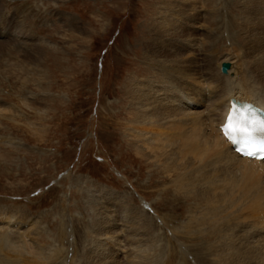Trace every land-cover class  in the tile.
<instances>
[{
	"label": "rangeland",
	"instance_id": "374dc122",
	"mask_svg": "<svg viewBox=\"0 0 264 264\" xmlns=\"http://www.w3.org/2000/svg\"><path fill=\"white\" fill-rule=\"evenodd\" d=\"M170 1L0 0V30L11 32L0 36V43L10 46L0 51V214H5L4 218L15 217L23 226L13 228V232L0 228V236L9 238L0 251L3 260L11 264L15 261V264H45L32 255L29 246L26 248L35 239L32 232L41 231L44 234L35 239L38 245L56 249L50 251L51 263L66 259L69 264L71 257V264L76 260L81 264L86 253L100 252L99 243L104 240L101 231L108 229L113 238L105 239L106 249L109 253L113 250L118 257L127 259L136 252L142 255L141 247L145 246V260L157 264L156 255L163 245L167 252L163 254H168L173 264L194 263V253L182 251L186 253L183 256L177 242L179 239L188 245V237L173 234L169 226L161 225V220L166 219L173 224L174 214L166 203L168 197L164 201L158 194L173 188L175 173L171 170L158 173L156 167L148 168V162L126 143L132 124L124 107L125 89L133 75L131 82L139 79V74H148L145 69L148 58L156 56V52L151 55L160 37H155L158 27L152 29L150 22L182 24V31L165 35L168 40L172 38L174 48L184 45L181 43L184 36L191 39V44L195 38L201 44L204 38L194 34L196 27L190 22H198L197 32L205 33L201 22H207L205 16L209 12L217 18L211 19L216 27L214 23L210 26L217 28L216 32L204 34L212 41L202 48L193 47L190 53L179 49V59L184 58L183 53L189 57L204 54L213 44L209 52H217L216 69L210 72L202 64L195 65L199 77L195 74L194 82V79L187 81L202 97L203 87L212 86V79L222 74L220 63L232 62L233 72H240L236 67L240 52L227 55L231 45L224 40L215 41L217 32L224 30L222 22H235L237 36L241 37L239 3L186 0L181 6L178 0ZM201 6L202 14L208 9L203 18L198 15ZM233 72L230 71L229 77H238ZM140 195L147 197L148 203L158 201L157 212L148 208V218L130 217L125 210L128 205L140 206ZM263 205L264 200L253 211L255 218L264 214ZM183 214L184 211L179 221ZM246 214L248 211L243 213ZM64 215L69 223L62 229L59 222L64 221ZM89 229L100 234L91 238ZM129 232L136 235L129 237ZM262 236L264 231L253 233L254 239ZM113 239H120V245ZM90 240L95 246L88 245ZM59 250L62 253L58 254ZM116 254L115 258L112 255L115 260Z\"/></svg>",
	"mask_w": 264,
	"mask_h": 264
},
{
	"label": "bare ground",
	"instance_id": "6f19581e",
	"mask_svg": "<svg viewBox=\"0 0 264 264\" xmlns=\"http://www.w3.org/2000/svg\"><path fill=\"white\" fill-rule=\"evenodd\" d=\"M178 1L176 2L181 5L185 4L183 1L186 0ZM238 3L240 39L234 28L235 22H222L224 30L221 28L223 32L219 33V30L215 37V41L224 40V43H228V46L231 45L230 50L226 52L227 55H231V53L236 55L238 51L240 52V55L237 54L239 62L236 67H239L241 71H234L238 73V77H229L230 71L233 72V69H235H231L232 67L225 74L219 71V74L220 72L222 74L212 79V86L205 85L203 87L202 97L197 95L198 93L191 88L189 81H187L194 79L193 76L197 71L195 67L199 64L204 65L206 70L210 72H213V69H216L215 65H217L214 61L217 52L214 50L209 52L213 44L204 54H195L194 56L191 53L193 55L189 57L188 54L183 53L184 58L179 59V49L190 53L191 49L193 51V47L196 48V46L201 45L202 48L204 43L212 41L211 37L205 38L206 31H209V34L216 32L217 28L214 30L210 26H213L214 23L211 19L214 21L217 18H214L211 12L207 14L208 9L205 8L206 6L204 7V14L200 13L201 6L199 17L203 18L207 14L205 16L207 22H201V26L205 28V33L197 32L200 27L198 22H190L197 29H195L194 34H199L204 38L201 44L196 38L191 44V39L187 40L184 36L181 39V43L184 45H178L177 48H174L172 38L168 40L165 35L182 31V24H178V27L176 22H174L175 24L173 22H150L152 29L155 25L158 27V34L155 37H160V41L157 42L151 55L156 56L153 59L148 58L145 65L148 74H139L137 76L139 79L131 82V79L135 77L133 75L125 89L124 107L126 116L132 124L126 143L140 159H143L146 163L148 162V168L154 166L158 169V173L161 172L159 170H171L175 173L176 178L173 182V188L158 194L159 198L164 201L168 197L166 203L169 204L170 210L174 214L171 220L173 224H168V219H166L161 220V225L169 226L173 234L178 232L188 237L190 241L188 245L179 239L176 241L183 256L186 253L184 254L182 251L188 252L189 250V254L194 253L193 264H264V236L260 237L259 240L253 237L255 231H264V214L256 218L253 216V211L261 206V201L264 200V161L244 158L235 153L220 130L231 107L232 100L251 101L264 109V8H261L264 6V0H238ZM204 4L206 3L204 2ZM225 6L228 8L226 4ZM170 8L172 7L170 6ZM218 8L221 11V6H218ZM192 10H195L194 5H192ZM23 22L25 21L23 20ZM3 34L9 35L11 32L0 30V36ZM234 39L239 40L234 43ZM9 47L8 43H0V51ZM202 51L204 52L203 49ZM197 55H202L201 60L198 59ZM191 66L192 68H189ZM212 75L211 73V78ZM195 84L198 85L199 83ZM140 198L142 199L140 206L127 204L125 210L130 217L137 215L141 218H148V208H154V211L157 212L159 206L158 201L155 200L158 199H155L154 204H152L151 201L148 203L147 197L140 195ZM128 200L134 201L132 197ZM2 210L9 213L4 209ZM182 211H184V214L179 221ZM245 211H248L249 214L244 216ZM153 213L155 214V212ZM4 216L5 214L1 212L0 228H6L13 232V228L17 229L22 226V223L17 221L15 217L8 216V218H4ZM65 217L67 216L64 215L63 218L61 216L64 221L61 219L62 221L59 222V227L62 229L69 223V218ZM31 226L34 227L33 221ZM93 229L88 230L92 233L91 238L93 234L94 236L100 234L97 231L96 234L93 233ZM95 230H97V227ZM114 230L117 231L116 234L119 233L117 225ZM108 232V229L101 231V237L104 240L99 243V245L102 244L101 247L99 246L101 249L97 250L101 254H99L100 252L91 255L90 252L89 254L86 253L85 256H90L91 260L86 256V258H82L85 263L81 261V264H140L141 262H143L142 264H152L145 260L143 256L145 246H142V248L141 244L139 246L142 249V255L136 252L131 257L124 259L118 257L119 255L113 250L109 253L106 249V246H108L106 242L108 241L105 239H112L113 237L109 235L111 232ZM32 234L38 240L44 233L36 231ZM135 235H131L130 232L128 234L132 238ZM114 237H117V235H114ZM8 239L0 236V251H2V246L5 247ZM35 239L33 242L31 241L30 245L26 244V248L29 246L32 255L39 259L41 263L67 264L66 259H60L59 263L57 261L51 263L50 251L56 249L44 245L39 246ZM117 240L120 239H113L119 246L121 240ZM165 244L169 245L168 241ZM88 245H94L93 240H90ZM162 246L156 255L159 260L157 264H173L168 254H165L166 256L163 254L166 252V247ZM46 249H50L49 252H46ZM62 250L57 251V253H62ZM15 252L18 251L15 250ZM115 254L117 255L116 260L114 259ZM1 257L3 258L2 252L0 254V264L9 262ZM164 257L165 260L167 259L166 262ZM72 259L70 257L71 262ZM254 260L256 263H254ZM78 263H80L78 260H76V263L74 262V264Z\"/></svg>",
	"mask_w": 264,
	"mask_h": 264
},
{
	"label": "snow or ice",
	"instance_id": "6c2138e0",
	"mask_svg": "<svg viewBox=\"0 0 264 264\" xmlns=\"http://www.w3.org/2000/svg\"><path fill=\"white\" fill-rule=\"evenodd\" d=\"M258 111L248 103L233 104L221 128L238 154L264 159V117Z\"/></svg>",
	"mask_w": 264,
	"mask_h": 264
},
{
	"label": "water",
	"instance_id": "95a60500",
	"mask_svg": "<svg viewBox=\"0 0 264 264\" xmlns=\"http://www.w3.org/2000/svg\"><path fill=\"white\" fill-rule=\"evenodd\" d=\"M229 65H230L229 63H223L222 64V71L226 72V69L229 67Z\"/></svg>",
	"mask_w": 264,
	"mask_h": 264
}]
</instances>
